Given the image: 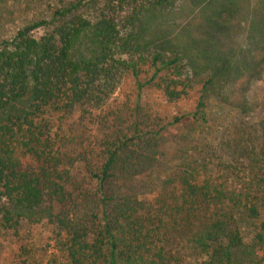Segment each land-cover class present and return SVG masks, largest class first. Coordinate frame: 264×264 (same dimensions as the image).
<instances>
[{
  "label": "trees",
  "instance_id": "16d2710c",
  "mask_svg": "<svg viewBox=\"0 0 264 264\" xmlns=\"http://www.w3.org/2000/svg\"><path fill=\"white\" fill-rule=\"evenodd\" d=\"M170 1L0 0V264H189L182 237L264 262L259 105L223 94L227 59L144 44Z\"/></svg>",
  "mask_w": 264,
  "mask_h": 264
},
{
  "label": "rangeland",
  "instance_id": "374dc122",
  "mask_svg": "<svg viewBox=\"0 0 264 264\" xmlns=\"http://www.w3.org/2000/svg\"><path fill=\"white\" fill-rule=\"evenodd\" d=\"M134 24L137 32L133 31L154 48L185 46L192 54L201 51L212 60L227 59L229 63H223L234 69L216 71L219 80L228 77L223 94L233 102L256 100V111H260L248 118L264 120V0H171L155 10L142 11ZM183 63L190 66L186 60ZM198 66L199 75L208 77V71ZM190 104L182 105L188 108ZM160 108L168 114L174 111L173 105L160 104ZM3 244L0 238V249L5 248ZM175 247L189 264L199 263L187 238H179Z\"/></svg>",
  "mask_w": 264,
  "mask_h": 264
}]
</instances>
